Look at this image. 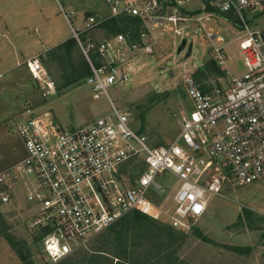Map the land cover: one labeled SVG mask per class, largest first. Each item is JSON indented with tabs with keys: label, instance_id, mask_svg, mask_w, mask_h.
I'll use <instances>...</instances> for the list:
<instances>
[{
	"label": "built area",
	"instance_id": "obj_1",
	"mask_svg": "<svg viewBox=\"0 0 264 264\" xmlns=\"http://www.w3.org/2000/svg\"><path fill=\"white\" fill-rule=\"evenodd\" d=\"M104 1L108 19L132 17L141 24L135 40L124 33L98 37L97 28L108 19L95 16L80 30L73 29L91 69L86 84L94 99L107 97L111 113L69 130L52 111L26 107L17 124L26 155L0 167V214L18 211L17 219L38 236L51 264L88 248L135 212L187 231L225 188L264 180V0ZM246 11L256 12L260 23L252 26ZM221 16L240 29L233 42L239 43L243 72L231 74L226 47L214 45L223 39L218 32H207L214 58L229 81L208 83L202 90L186 74L192 108L171 143L151 145L134 129L128 113L115 106L108 89L126 83L147 57H156L163 39L170 37L177 48L188 42L193 25L205 29ZM23 65L47 97L58 95L38 56ZM134 162L145 165L137 176L127 171ZM167 175L179 181L175 188L163 183Z\"/></svg>",
	"mask_w": 264,
	"mask_h": 264
},
{
	"label": "rangeland",
	"instance_id": "obj_2",
	"mask_svg": "<svg viewBox=\"0 0 264 264\" xmlns=\"http://www.w3.org/2000/svg\"><path fill=\"white\" fill-rule=\"evenodd\" d=\"M2 1H6L4 8L8 13L14 10L15 25L12 30L22 31L23 35L20 37L37 40L36 35L30 37L33 35L31 30L35 26H41L34 14L39 11V7L27 0ZM76 1L70 8L64 0H43L51 10L55 9L56 13H60L55 22L57 29L69 35L72 34V29L61 8L75 28L80 30L82 26L79 27L76 22V16L79 18L78 11L84 14L93 8L94 4L92 2L81 4ZM94 2V5L98 6L103 0ZM102 11L107 12L106 9ZM90 14L92 13H86ZM244 14L252 26L260 23L259 19L255 18L256 12L250 14L246 11ZM26 17L29 19L24 21ZM15 19L19 23H16ZM227 20L228 18L222 16L214 17L211 22L206 23L205 29L199 25L192 26L187 34L188 46L190 43L194 44L190 58L186 57L188 49L178 54L179 46L174 47L170 37L163 39L156 51V57H147L146 65L144 67L141 65L142 68L136 67V72L130 75L129 81L108 89V95L115 106L120 111L128 113L134 129L144 133L151 145L171 143L181 127L183 116L192 108L183 80L186 74L196 76L200 73L198 79L204 84L214 82L220 85L229 81L225 68L219 66L214 58L207 32H218L219 37L223 39V42L215 40L214 45L226 47L227 68L231 74L237 76L243 72L239 43L233 42L239 36L240 29ZM96 35L103 38L113 34L100 26ZM9 46L6 37L0 38V55L5 58L4 64H0V74L4 75V78H0V124L1 122L7 124L1 129L2 163L12 162L25 154L17 132V124L22 110L26 107L52 111L62 127L69 130L85 126L111 113L107 97L94 99L91 88L86 84V78H82L70 88L63 89L64 69L68 65L40 54L37 56L43 60L58 88L57 96L47 97L45 89L39 82L33 80L24 65L7 67L16 64L13 50ZM83 55L79 45H76L71 54L74 63L80 64L84 59ZM212 61L219 66L223 74L220 75L213 69V73L209 72L208 77H204L201 73L206 71L205 68ZM66 70H70V67L68 66ZM144 170L145 165L139 162L127 166L131 176H137ZM162 181L170 188H175L179 184L177 179L168 175ZM21 205H24V202H21ZM17 216L18 211L11 209L0 214V245L9 243L10 238L16 244V253L21 264H51L43 254L41 240L30 232ZM169 226V223L164 221L150 218L136 220L130 217L117 227L101 234L88 248L76 252L78 255L71 261L66 262L65 258L56 264H92L95 261L98 264H107L108 261L98 255L102 254L99 251H109L115 255L113 251L119 247L128 248L129 251L135 249L138 256L147 257L151 252L154 253L151 235L167 233L165 229ZM173 229L175 239L172 247L176 251L174 255L177 262L182 264H264V180L236 189L225 188L222 197L211 200L206 215L191 229L187 231ZM169 239L171 237L168 234L162 235L158 243ZM236 248L242 251L233 250ZM21 254L25 260L20 258ZM117 260L114 264H117Z\"/></svg>",
	"mask_w": 264,
	"mask_h": 264
},
{
	"label": "crops",
	"instance_id": "obj_3",
	"mask_svg": "<svg viewBox=\"0 0 264 264\" xmlns=\"http://www.w3.org/2000/svg\"><path fill=\"white\" fill-rule=\"evenodd\" d=\"M29 3H35L37 7H39V11L35 12V16L38 18L40 21V25L34 29L31 30L32 38L34 35L38 37L36 40L34 38L30 40L29 38H23L20 37L22 34V31H15L12 30L14 28V18H13V11H10L9 13L5 10L4 6L6 5V1L0 0V38L6 37L9 41V47L12 48L13 50V55L15 56V61L16 64H11L10 66L8 65L7 67L13 68L15 66H21L23 63H25L28 59L35 57L37 55H44V56H49L50 52L57 47H59L61 44L67 42L68 40L74 38L73 36V29H76L75 26L71 23L68 17H66V12H64V9H62V13L65 14V18L68 21L71 29H72V34H66L57 29L55 22L59 18L60 13H56L57 10L55 9L51 10L50 7L46 6L43 0H27ZM66 5L70 8L73 7L74 3L76 0H64ZM78 3L81 4H86V3H94V0L92 1H86L85 0H78ZM8 2V1H7ZM77 2V1H76ZM91 3V4H92ZM105 1L103 0V3L100 5H93V8L87 10L84 12V14H81V12L78 11V17L76 16V22L79 25V27L83 26L85 20L89 16H95L97 18H106L108 19L110 17V11L106 4H104ZM104 4V5H103ZM36 7V6H35ZM62 7V6H60ZM75 9V8H74ZM106 9L107 12H103L102 10ZM30 10H32V5H30ZM87 12H91L92 14L86 15ZM30 13V12H29ZM95 14V15H93ZM29 18L26 17L24 21H27ZM16 23H19L18 20L15 19ZM27 28V27H26ZM78 30V29H77ZM30 32V31H29ZM23 35V34H22ZM5 58L0 55V64H4ZM43 61V60H42ZM14 63V62H12ZM47 68V67H46ZM48 70V69H47ZM2 76V77H1ZM0 78H4L3 74H0ZM58 89V88H57ZM72 91V90H71ZM70 92V91H69ZM5 122V121H4ZM7 124L1 122L0 124V146H1V141H2V132L1 129H3ZM20 137V136H19ZM25 154L24 156L15 159L12 162H8L6 164L2 163L3 159L0 155V165L2 168H5L7 166H10L19 160L23 159L26 155V149L24 142L22 138L20 137ZM6 245H0V262L3 264H21L20 259L18 258V255L16 251L12 248V246L7 242L5 243ZM3 258V259H2Z\"/></svg>",
	"mask_w": 264,
	"mask_h": 264
},
{
	"label": "trees",
	"instance_id": "obj_4",
	"mask_svg": "<svg viewBox=\"0 0 264 264\" xmlns=\"http://www.w3.org/2000/svg\"><path fill=\"white\" fill-rule=\"evenodd\" d=\"M102 27L103 29L105 28L106 30H108L109 33L112 34L124 33L128 37L132 38V40H135L141 31L140 21L137 18H132V17L111 18L108 19L102 25ZM76 45H78L76 39L72 38L67 42L61 44L56 49L52 50L49 55L51 59L60 61L62 63H66V66L68 65L70 67V70H66L68 66L65 67L64 69L63 77L65 83L62 86L63 89L70 88L79 80H81L82 78H87L91 74L90 66L84 55H83L84 59L80 64H75L74 61L72 60L71 54L74 48L76 47ZM205 69L206 71H203V73H201V75H203L204 77H208L209 72L213 73L212 71L213 69H215L220 75L223 74L219 66L214 61L208 64V66ZM199 74L200 73H198L196 76L194 75V77L197 80L200 87L202 88V90H206L207 84H204L198 79ZM138 132L143 134L141 131ZM130 217H134V219L136 220H140V218H150L149 216L143 215L142 213L139 212L133 213L132 215L128 216L126 219ZM123 221H121L118 225H120ZM118 225H116L115 227H117ZM165 230L167 233H156L155 235L154 234L151 235L153 237V239L151 238L152 239L151 242L154 243L152 247V251H154V253L151 252V254H149L147 257L138 256L137 250L135 249L133 250L131 249V251H129L128 248L120 249V247L117 248L115 251H113L115 255H113L109 251H103V250L99 251V253L102 252V254H98V255L106 259L108 261L107 264H114L116 259H118L117 264H182V262H177L176 257L174 255L176 251L172 247L175 239V234H174L175 230L170 226ZM167 234L168 236L171 237V239H169L168 241H162V243H158V240L161 239L162 235H167ZM204 240L208 241L206 238H204ZM9 244L16 251V244L10 238H9ZM233 250L242 251L240 248H236ZM76 255H78V253L69 256L68 259L66 258V262L71 261L73 257ZM20 258L22 260H25V257L22 254L20 255ZM92 264H98V263H96L95 261Z\"/></svg>",
	"mask_w": 264,
	"mask_h": 264
},
{
	"label": "water",
	"instance_id": "obj_5",
	"mask_svg": "<svg viewBox=\"0 0 264 264\" xmlns=\"http://www.w3.org/2000/svg\"><path fill=\"white\" fill-rule=\"evenodd\" d=\"M186 49H188L186 57L190 58L192 56V53H193L194 44L190 43L188 46V42L186 40H183L182 43L179 45V47L177 49V53L181 54V53L185 52Z\"/></svg>",
	"mask_w": 264,
	"mask_h": 264
}]
</instances>
